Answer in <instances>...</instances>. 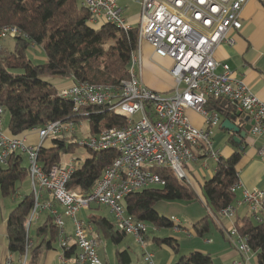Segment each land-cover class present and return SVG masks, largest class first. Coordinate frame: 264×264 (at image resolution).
I'll list each match as a JSON object with an SVG mask.
<instances>
[{
    "label": "built area",
    "instance_id": "1",
    "mask_svg": "<svg viewBox=\"0 0 264 264\" xmlns=\"http://www.w3.org/2000/svg\"><path fill=\"white\" fill-rule=\"evenodd\" d=\"M249 1L143 0L137 26L138 47L131 57L130 79L118 87L74 83L57 90L60 98L73 104L75 114L81 113L84 108L98 106L125 119L122 126L76 140L86 152L116 153V158L105 168L89 193L68 186L78 168L77 162L85 161L87 155L69 158L63 154L60 162L48 170H44L38 162V151L46 148L47 141L75 135L81 129V122L55 121L31 130L39 139L35 145L28 141V134L7 137L0 122V164L7 166L14 152L28 157L29 181L35 204L26 225L27 235L41 212L51 214L60 232L62 264H104L98 234L89 220L81 216L92 205L107 207L115 228L132 236L146 251V237L151 226L127 213L125 198L143 190L163 187L166 182L156 172L157 169H169L178 180L189 181L186 169L190 163L197 161L199 152L218 161L212 136L213 129L221 126L222 120L216 110L207 108L210 98L226 99L242 116L249 117L251 135H264V100L254 95L242 80L235 79L229 65L216 59L219 45L234 44L231 33L242 29L241 13ZM81 2L90 13L89 25L103 22L125 31L134 29L124 18L118 0ZM20 34V29L15 26L0 27V39L15 38ZM145 44L151 46L157 57L173 62L170 70L174 81L173 95L164 97L140 80ZM219 67L221 72L217 71ZM190 110L203 118V126L190 119ZM3 114L4 110L0 108V117ZM241 187L238 181L231 191L236 193ZM45 194L51 195L55 205L62 210L54 208L53 202L44 198ZM238 205L247 208L245 218L258 225L264 224V191L245 189ZM218 216L233 221L228 235L237 239L240 253L250 254L252 251L247 239L238 231L235 205L221 210ZM66 219L73 223L72 242L67 238ZM174 223H177L175 228L180 230L181 222L175 219ZM32 244L28 240L25 254L16 261L14 254L10 253L4 264H29ZM73 247H76L75 254L67 257ZM143 256L146 264H154L152 254L145 252Z\"/></svg>",
    "mask_w": 264,
    "mask_h": 264
},
{
    "label": "trees",
    "instance_id": "2",
    "mask_svg": "<svg viewBox=\"0 0 264 264\" xmlns=\"http://www.w3.org/2000/svg\"><path fill=\"white\" fill-rule=\"evenodd\" d=\"M90 13L81 0H0V27L15 26L21 34L15 37L14 48L9 50L0 39V108L9 115V129L20 135L55 121H87L89 132L97 135L105 129L119 127L124 117L108 111L105 107H87L75 114L73 104L60 98L57 89L46 77L71 79L74 83H89L95 86L118 87L130 79L129 69L132 54L138 47V28L125 31L115 25L104 24L99 28L88 24ZM113 44L106 48L107 42ZM42 46L47 62L35 64L28 51L33 46ZM35 48V47H34ZM207 108L216 110L222 123L238 113L224 98H210ZM221 123V125H222ZM234 148L230 158H219L213 177L203 185V196L208 210L213 215L232 206L237 194L231 191L239 181L237 165L244 150L241 144L229 138ZM53 146L38 151V162L44 170L60 162L63 154L78 148L74 137H56ZM27 155L14 152L7 166L0 164V192L3 197H14L27 179L30 180L29 165H24ZM116 158L114 151H89L85 161L73 173L69 188L89 193L102 177L105 168ZM28 160V157H27ZM166 184L160 188L143 190L125 198L127 213L154 228H175L174 222L158 214L155 207L162 201L195 202L197 194L169 169H157ZM35 199L30 190L10 213L7 219L9 252L21 256L31 240V229L27 235L26 225L34 208ZM210 214L194 225L198 236L208 234ZM100 242L106 239L118 246L127 237L118 231L113 222L105 217L92 216ZM240 236L247 239L258 264H264V224H255L248 218L238 221ZM41 241H32L29 263H36L41 252L50 250L59 242L60 232L51 215L36 229ZM150 240V235L146 237ZM157 245L171 248L179 254V244L174 238H153ZM72 248L67 257L75 254ZM119 264H132L129 249L117 251ZM175 264H214L209 254L194 251L182 256Z\"/></svg>",
    "mask_w": 264,
    "mask_h": 264
},
{
    "label": "crops",
    "instance_id": "3",
    "mask_svg": "<svg viewBox=\"0 0 264 264\" xmlns=\"http://www.w3.org/2000/svg\"><path fill=\"white\" fill-rule=\"evenodd\" d=\"M142 1L143 0H118L124 18L132 27H137L140 22ZM241 19L243 25L242 29L238 32L233 31L231 33L234 44L229 45L227 43H222L219 45L216 50V59L219 63L229 65L233 72V77L237 80H242L254 95L264 100V0H250L242 10ZM103 25V22H100L99 25H94L92 27L99 28ZM163 62L164 60L157 57L153 51L148 56H144L143 51L140 80L146 87L158 93L173 92L174 81L170 73L171 68L166 70L163 69L161 66ZM221 70V67H219L217 71L221 72ZM57 80L63 82L57 84V86L54 84L57 90L74 84V81L71 79L58 78ZM188 116L196 125L203 126L204 121L200 115L190 110L188 111ZM245 118L244 116L237 117L233 119L232 122L243 129L248 124L245 122ZM0 122L2 123L4 133L7 137H16L9 129V116L7 118L6 113L0 117ZM27 132L28 131L17 135V137H23L28 134V141L33 145L37 144L39 140L37 134L31 131ZM213 135L220 137V141L213 146L214 150L218 152L219 158H230L234 153V148L228 140L233 134L226 129H222V126H219L213 129ZM52 146V141L46 142V148ZM242 146L244 147V151L236 168L239 181L242 184V187L236 192L237 201L234 204L236 208V222L245 218L248 214V210L244 205H238V202L243 198V191L245 189L250 190L254 188L264 191V135L254 136L249 134L243 141ZM209 160L215 163L212 165V168L206 172L204 169L210 167L208 164ZM190 164L198 165L193 168H190L188 165L192 176L190 181L195 185L192 190L205 201L203 196V185L207 181V176L209 179L213 177L217 169V161L199 152L197 154V161ZM44 198L49 200V195L45 194ZM17 205L18 204H16V206ZM56 206L60 207L59 205ZM58 209L62 210L61 208ZM209 214L211 217L209 219L210 229L208 234L212 230L213 238L212 240H208L203 236L204 242L201 246H198L197 249L200 252L209 254L214 264H258L255 253L251 252L248 255L240 253L236 246L237 239L231 238L228 235V230L232 227L233 221L227 218H220L218 215H213L210 211ZM48 215L47 212H41L39 218L33 224L35 225V229L31 238L33 242L37 240V244L40 243L41 239L37 238L36 229L46 222ZM175 224L177 223H174V225ZM177 231L182 232L184 230L181 227V229ZM66 232L67 238L72 242L73 223L69 219L66 220ZM8 244L7 221H5V224L0 227V264H4L6 257L10 254ZM105 252L104 240H102L100 251L102 259L106 254ZM61 254L59 242H57L50 250L42 251L37 262L34 264H62ZM19 257L20 256L14 255L16 261L19 260ZM177 257L172 255L169 264L174 263ZM103 261L105 260L103 259ZM29 264L32 263L30 262Z\"/></svg>",
    "mask_w": 264,
    "mask_h": 264
},
{
    "label": "rangeland",
    "instance_id": "4",
    "mask_svg": "<svg viewBox=\"0 0 264 264\" xmlns=\"http://www.w3.org/2000/svg\"><path fill=\"white\" fill-rule=\"evenodd\" d=\"M13 39L14 38L2 39L3 40L2 43L6 47H8L9 50H13L14 48ZM111 44H113L112 41L107 42L105 47L109 48ZM143 51H144V56H148L153 51V49L148 44H145L143 46ZM28 55L35 64H43L47 62V57H46V54L42 46L36 45L35 48L33 47L30 48L28 51ZM163 60L164 62L161 65L163 69L166 70L172 67L173 62L170 59H163ZM55 78L58 79L59 77H46L45 81L51 82L55 84L56 86L59 83H63V82L58 81ZM145 80H146V76H145ZM160 94H162L164 97H169L173 95V92L168 91V92L160 93ZM8 116L9 115L7 114V118ZM81 124H82L81 129H78L75 135L70 136V137H74V141L78 139L86 138L90 135L88 122L81 121ZM219 141H220V137H218L217 135L212 136L213 146L215 145V143H218ZM47 145H50V144H47ZM67 155L69 158L80 157V155L84 157V155L88 156V152H86L85 149L78 146L76 150H74L73 152ZM83 162L84 160H81L77 162V165L79 166ZM214 163L215 162L209 160L208 164L210 165V167L204 170L208 172L210 168H212V165H214ZM24 165L25 166L29 165L27 157L24 160ZM189 166L190 168H193L194 166H198V165L189 164ZM186 173L190 181V179H192V176H191V172L189 168L186 169ZM208 179L209 177L207 176V180ZM189 181L183 180L182 182L186 186L193 189L195 185H193L191 181L189 183ZM30 190H31V185H30L29 180L27 179L26 181H24V183L21 186V189L19 190L17 195H15L14 197H3L0 192V227H2L5 224V221H7L8 216L15 209L16 204H19V202L22 201L24 196L27 195ZM49 200L53 202L54 208L56 209L61 208L55 205L51 195L49 196ZM155 209L158 212V214L162 217L172 220L173 222L175 219L179 220L181 222V227L183 228L185 232L184 231L178 232L175 228H154L153 227L152 229V226H151V229L148 234L150 235V240L146 241V251H143L141 247L135 242L134 238L129 235H127L126 239L118 246L104 239V245H105V251H106L105 252L106 254L103 257V259L105 260L103 261L104 264H119V260L117 258V251H124L127 249H129L132 255V264H146L144 261V256H143L145 252L153 255L154 264H169L172 255L174 257L178 256L176 261L174 263H171V264H175L179 260L180 257L188 256L194 251H199L197 247L203 244L204 238L208 240H212L213 238L212 230L210 231L209 234H206L205 237L203 238V237L198 236L194 229V225L196 223H198L204 217L209 215V210L206 206V203L200 195H198V199L195 202H190V203L185 202V201H179V200H176V201L162 200L156 205ZM81 216L83 219L87 221L92 216L105 217L111 221L113 220L109 209L104 206L98 207L96 205H92L90 209H85L82 212ZM32 225H31L32 229L30 227V229L32 230L31 236H33L34 229H35V225L33 226ZM155 237L176 239L179 244V249H180L179 254H175L171 248L165 245H162V246L157 245L155 242H153V238Z\"/></svg>",
    "mask_w": 264,
    "mask_h": 264
},
{
    "label": "water",
    "instance_id": "5",
    "mask_svg": "<svg viewBox=\"0 0 264 264\" xmlns=\"http://www.w3.org/2000/svg\"><path fill=\"white\" fill-rule=\"evenodd\" d=\"M241 116V113L238 112L236 116H233L231 119L225 120L222 123V129H226L227 131L231 132L234 135V141L237 144H241L240 149L244 150L242 143L250 134L252 123H249V117H246L245 122L248 124L242 129L232 122L233 119Z\"/></svg>",
    "mask_w": 264,
    "mask_h": 264
}]
</instances>
